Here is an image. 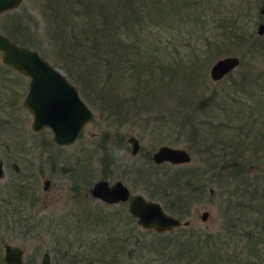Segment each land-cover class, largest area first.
Listing matches in <instances>:
<instances>
[{"label": "rangeland", "instance_id": "obj_1", "mask_svg": "<svg viewBox=\"0 0 264 264\" xmlns=\"http://www.w3.org/2000/svg\"><path fill=\"white\" fill-rule=\"evenodd\" d=\"M48 1L23 0L11 12L0 13V34L36 43L35 50L68 77L77 62L60 52L56 41L62 39L54 38L53 23L61 19L54 16L48 27ZM212 1L218 14L210 13L238 20L245 46L230 43L214 53L212 33L204 32L210 23L183 33L160 27L150 40L143 32V48L169 67L164 82L143 99L134 85L121 89L119 100L130 115L143 103V111L130 119L109 117L81 95L94 118L71 145L55 144L49 129L32 131V114L23 105L29 79L14 70L5 74L0 52V72L6 77L0 81V161L5 169L0 180V264L7 244L24 250L23 264H40L45 252L52 264H109L111 254L115 264H264V108H254L256 98L249 95L264 96V88H251L248 94L235 90L242 74L254 75L261 79L257 85H264V34L257 33L264 23V0ZM227 56L239 57V66L223 79L211 80V66ZM210 103V115L200 112L197 119L207 123L208 141L201 137L207 134L204 128L193 141L178 126L181 117L196 104ZM241 105L244 113L238 111ZM132 134L140 142L135 156L127 143ZM234 138L231 152L241 155L235 164L242 172L220 175L223 171L212 164L228 165L231 153L225 146ZM161 145L188 150L191 162L153 165L151 154ZM223 149L228 155L219 160ZM158 178L188 182L190 193L185 191L183 199L177 193L162 198V189L155 186ZM102 179L123 181L131 194L159 202L189 225L164 233L142 229L128 213L127 202L105 205L92 198L90 188ZM247 182L249 190L257 191L247 194ZM205 211L208 217L202 220Z\"/></svg>", "mask_w": 264, "mask_h": 264}, {"label": "trees", "instance_id": "obj_2", "mask_svg": "<svg viewBox=\"0 0 264 264\" xmlns=\"http://www.w3.org/2000/svg\"><path fill=\"white\" fill-rule=\"evenodd\" d=\"M212 4V0H53V4L52 0H50L48 1L45 14L48 27H51L50 24L54 20V16H57L62 21V23L59 21L53 23V25L56 24L53 26L55 29L53 32L56 35L54 37L56 40H58V37L62 39L61 41H56L60 52L62 54L65 52L67 58L77 62L75 65L77 69L74 67L73 74L68 75L71 82L78 88L81 95L85 96L89 101H93V103L96 102L109 117L120 120L123 118L130 119L143 111L142 102L141 106L132 115L129 114V111H124L123 102L119 100L118 96L121 89L128 87V85H134L138 97L143 99L145 95L152 96L156 94L155 84L160 85V83L164 82L166 71L169 68L164 62L159 60V57L155 56L156 54L153 56L152 52L146 50L148 49L147 47L146 49L143 48L144 45L141 42L143 40L141 39L143 32L150 40L152 32L160 27H166L171 31L178 30L183 33L187 31V28L192 31L204 29L203 27L210 23V27L204 32L212 33L215 41L213 43L215 47L214 53H221V50L225 49L230 43L239 44L240 46L245 44L247 39L240 32L242 30L238 26V20L227 19L226 17H219L210 13L218 14L217 8L212 6ZM208 15L209 18L207 17ZM66 26H70L68 31L63 30V27ZM62 32L66 33L63 34ZM67 33H70V35ZM199 33L201 39H203L202 31ZM12 38L15 42L19 41L14 39V37ZM222 38L227 40L228 43ZM21 40L23 41L22 43L18 42L19 44L28 45L34 49L38 48L36 43L34 44L31 40H26L25 38ZM209 42L206 43V47L210 45ZM253 44H257V42H253ZM253 44H250L249 48H253L251 46ZM208 48L210 50V47ZM3 69L5 74L13 71L6 66H3ZM1 72L0 77L2 80L0 81L3 82L6 77L3 76L2 78ZM72 76H74L73 79H71ZM260 80L254 75L251 77L248 74H242L235 90L247 94L251 88L262 90L264 85H257ZM261 93L263 92L261 91ZM249 95L256 98L254 100V108H264L263 94L249 93ZM211 105V103L204 104L202 107L196 104L181 117L182 121L178 126L183 132H188L191 140H198V135L204 128L203 130L207 131V134H204V136L200 134V136L203 141H208L206 136L209 133V129L205 126L207 123L197 119L200 112H204V114L209 116ZM242 107L241 105L238 111L241 110V113H244L247 109L244 107L245 110L243 111ZM211 127L215 126L211 125ZM238 136L241 138V135ZM229 144L225 146L227 149L229 147L231 153L229 154L230 161L228 165L225 164L220 168V166L216 165L217 161L212 165H214V168L219 167V170L223 171L220 175L227 173L230 177H233V174L242 172L240 169H236L235 164L241 155H233L234 153L231 152L235 147L234 145L237 144L235 138ZM222 152L224 154L219 160H223L222 158H226L228 155L225 149ZM104 153H107V151L105 150ZM212 160L214 159L212 158ZM235 170L236 172H234ZM157 183V186L162 189V198H166L168 194L172 196L177 193L181 194L180 198L183 199L185 191H187L186 194L190 193L188 191L190 189L189 183H180L179 178L168 180V182L158 178ZM243 185L247 194L257 191V188H255V191L249 190L252 185L250 182ZM181 211L179 212L180 214H185V211H183L184 213ZM169 244L170 242L166 246H169ZM182 247H185V245ZM131 252L129 253L130 256H132ZM111 256L113 260L109 264L117 263L114 260L116 256L114 254H111ZM83 259V257L80 258V260ZM200 263L203 264L202 261Z\"/></svg>", "mask_w": 264, "mask_h": 264}, {"label": "water", "instance_id": "obj_3", "mask_svg": "<svg viewBox=\"0 0 264 264\" xmlns=\"http://www.w3.org/2000/svg\"><path fill=\"white\" fill-rule=\"evenodd\" d=\"M22 1L0 0V13L16 9ZM261 13H264V7ZM257 33L264 34V23H259ZM0 52L4 66L29 79L23 105L32 114V131L49 129L54 143L60 146L74 143L84 125L94 118V113L81 99L76 86L37 50L20 45L3 34H0ZM239 64L240 58L237 56L220 58L211 66L209 77L213 81L221 80ZM128 143L132 155H136L140 147L138 139L131 136ZM152 158L157 164L167 162L174 166L188 164L192 160L188 150L169 145L159 146ZM4 175V165L0 161V180ZM47 186L48 181L45 182V188ZM90 193L108 204L128 202L129 214L145 230L164 233L189 225V221H182L164 210L159 202L146 199L141 194L131 195L122 181L111 184L107 180H98L91 187ZM207 217L208 212H203L201 219L206 220ZM23 255L24 251L19 246L7 244L4 247L5 264H23ZM40 264H52L49 253L42 255Z\"/></svg>", "mask_w": 264, "mask_h": 264}, {"label": "flooded vegetation", "instance_id": "obj_4", "mask_svg": "<svg viewBox=\"0 0 264 264\" xmlns=\"http://www.w3.org/2000/svg\"><path fill=\"white\" fill-rule=\"evenodd\" d=\"M78 89V88H77ZM79 91V90H78ZM79 94H80V97H81V99L83 100V98H82V96H81V93H80V91H79ZM84 101V100H83ZM85 102V101H84ZM86 103V102H85ZM52 133V132H51ZM131 136H135V135H130L128 138H130ZM136 137V136H135ZM128 138H127V143H128ZM137 138V137H136ZM138 139V138H137ZM76 141V140H75ZM54 142V141H53ZM138 142H139V139H138ZM56 144V143H55ZM129 144V143H128ZM71 145V144H70ZM60 146V145H59ZM64 146H66V145H64ZM129 146H130V153H131V145L129 144ZM139 146H140V142H139ZM139 150H140V147H139ZM139 150H138V152H139ZM156 151V150H155ZM154 151V152H155ZM153 152V153H154ZM153 153L151 154V158H150V160L152 161V164L153 165H155V166H162V165H164V164H170V163H167V162H164V163H162V164H157V163H155L154 161H153V158H152V156H153ZM138 154V153H137ZM136 154V155H137ZM131 155H132V153H131ZM132 156H135V155H132ZM209 156V155H208ZM171 165V164H170ZM5 170V169H4ZM147 176H149V173H147ZM146 179L148 180L149 178H147L146 177ZM102 180H106V179H102ZM150 180V179H149ZM148 180V181H149ZM46 181H48V185H49V183H50V181L49 180H46ZM108 181V180H107ZM116 181H121V180H116ZM116 181H114V182H116ZM109 183H110V181H108ZM113 182V183H114ZM123 182V181H122ZM154 182H156V181H154ZM113 183H111V184H113ZM124 183V182H123ZM125 184V183H124ZM126 185V184H125ZM93 186V185H92ZM127 186V185H126ZM156 186V188H158V186H157V184L155 185ZM45 188V187H44ZM128 188V187H127ZM160 188V187H159ZM46 189V188H45ZM91 189V188H90ZM129 189V188H128ZM90 191V190H89ZM130 191V190H129ZM159 191V190H158ZM212 192V191H211ZM213 193V192H212ZM130 194H131V192H130ZM90 195H91V193H90ZM131 195H133V194H131ZM142 195V194H141ZM92 196V195H91ZM92 198H94L93 196H92ZM95 200H97V201H100L101 203H103V204H105V205H114V204H108V203H105V202H103V201H101V200H99V199H96V198H94ZM147 199V198H146ZM119 203H123V202H119ZM119 203H116V204H119ZM127 210H128V202H127ZM129 213V212H128ZM131 216V215H130ZM132 217V216H131ZM133 218V217H132ZM135 219V218H134ZM135 221H136V219H135ZM137 223V222H136ZM24 251V250H23ZM24 256V255H23ZM3 262H4V256H3ZM23 263H24V261H23ZM5 264V263H4Z\"/></svg>", "mask_w": 264, "mask_h": 264}]
</instances>
